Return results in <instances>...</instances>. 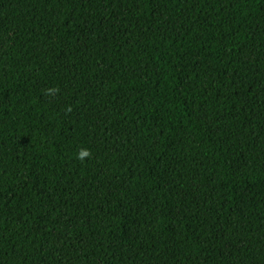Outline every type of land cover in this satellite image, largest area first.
<instances>
[{
  "label": "trees",
  "instance_id": "1",
  "mask_svg": "<svg viewBox=\"0 0 264 264\" xmlns=\"http://www.w3.org/2000/svg\"><path fill=\"white\" fill-rule=\"evenodd\" d=\"M0 264H264V0H0Z\"/></svg>",
  "mask_w": 264,
  "mask_h": 264
},
{
  "label": "clouds",
  "instance_id": "2",
  "mask_svg": "<svg viewBox=\"0 0 264 264\" xmlns=\"http://www.w3.org/2000/svg\"><path fill=\"white\" fill-rule=\"evenodd\" d=\"M55 91H57L56 89H52V88H49L46 90L45 94L46 95H53L55 94ZM67 111H71V108L69 107L67 109ZM91 155L90 151L88 149H85V148H81L78 153H77V159L79 160H84L86 157H89Z\"/></svg>",
  "mask_w": 264,
  "mask_h": 264
}]
</instances>
